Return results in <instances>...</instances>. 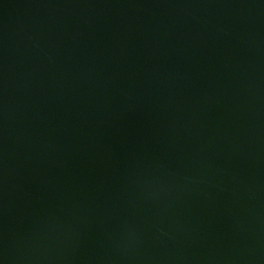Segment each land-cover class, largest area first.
I'll use <instances>...</instances> for the list:
<instances>
[{
    "label": "water",
    "instance_id": "water-1",
    "mask_svg": "<svg viewBox=\"0 0 264 264\" xmlns=\"http://www.w3.org/2000/svg\"><path fill=\"white\" fill-rule=\"evenodd\" d=\"M0 264H264V0H0Z\"/></svg>",
    "mask_w": 264,
    "mask_h": 264
}]
</instances>
